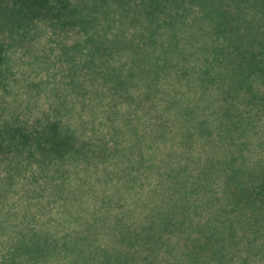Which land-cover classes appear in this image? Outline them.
<instances>
[{"label": "rangeland", "instance_id": "obj_1", "mask_svg": "<svg viewBox=\"0 0 264 264\" xmlns=\"http://www.w3.org/2000/svg\"><path fill=\"white\" fill-rule=\"evenodd\" d=\"M68 1L71 25L0 26V132L55 121L113 156L0 155V264H264V213L220 260L201 244L232 236L228 186L262 185L264 0Z\"/></svg>", "mask_w": 264, "mask_h": 264}, {"label": "trees", "instance_id": "obj_2", "mask_svg": "<svg viewBox=\"0 0 264 264\" xmlns=\"http://www.w3.org/2000/svg\"><path fill=\"white\" fill-rule=\"evenodd\" d=\"M120 1V0H116ZM160 1V0H158ZM68 0H0V26L3 28H21L29 26V24L43 23L46 26L51 27H64V25H71L74 22V16L76 10L69 7ZM225 5V4H223ZM264 6V4H263ZM24 29V28H22ZM18 29V30H22ZM3 52L0 48V57ZM252 58V59H251ZM248 61L245 63L246 66H251L257 69L255 65L257 61L254 55L251 56ZM263 63V64H262ZM260 69L264 65V60L261 59L258 61ZM131 87L128 88V93L130 97L135 100V104L142 109L154 108L150 103L149 94L144 95L138 89ZM133 90L136 91L133 92ZM140 94L142 96H140ZM118 95V94H117ZM124 98V96H123ZM126 102L133 103L132 100L127 97L124 99ZM133 105V104H132ZM139 117L137 115L132 116L129 119ZM41 130L37 131L36 134H30L26 132L23 128L18 126L5 127L0 132V155L14 153L20 158L28 160L29 165L31 160H36L37 157L39 164L41 162H46L45 159L51 158L58 161H64L67 158H79L84 157L85 159H94L95 157L106 158L110 153L108 146H104L107 150H101L98 148H93L88 142L77 140L73 136L63 134L64 130L58 125L55 121H50L44 127H40ZM109 150V151H108ZM262 185L258 188V191L253 188V186H238L236 184H231L227 187L226 193L227 198L230 200V212L237 214V217L234 219L227 218L224 222L223 228L228 229V233L232 236L226 238L214 239L210 235L209 238L212 240L201 242L202 245H205L208 249V255L218 254V260L221 257H225V252H222V249L226 250L227 247L237 245L239 241L235 240V228L237 225L249 223V220L244 216L249 210H254L256 212L264 213V169L262 172ZM259 196V197H258ZM261 196V197H260ZM215 228V227H212ZM219 230L218 228H215ZM155 229L152 231L154 232ZM186 231H183L185 233ZM124 238L130 243L138 241V239H148L152 241V244L155 245L159 238L156 235H151V229H147L146 233L142 235L140 232L132 233L131 236L128 234H123ZM205 235V234H202ZM142 239V240H143ZM200 241L199 239H197ZM230 242L226 245L225 243ZM157 264V263H150Z\"/></svg>", "mask_w": 264, "mask_h": 264}]
</instances>
